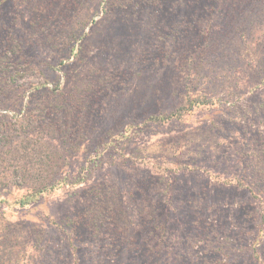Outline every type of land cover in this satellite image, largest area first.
Masks as SVG:
<instances>
[{
	"label": "rangeland",
	"instance_id": "1",
	"mask_svg": "<svg viewBox=\"0 0 264 264\" xmlns=\"http://www.w3.org/2000/svg\"><path fill=\"white\" fill-rule=\"evenodd\" d=\"M184 2L0 0V264L27 256L28 264L264 262V230L260 261L252 256L258 225L264 228V184L236 177L264 132V81L250 94L220 91L212 113L148 120L179 97L183 86L172 81L205 22ZM209 114L224 154L194 141L182 158L149 153L153 142H189L185 131L204 129ZM116 138L124 152L103 146ZM83 168L85 181L55 184ZM154 182L155 212L146 221L138 203ZM107 185L117 187L131 217L130 231L112 240L111 224L90 233L85 214ZM44 187V203L16 202ZM45 206L55 220L31 221L29 212L37 216ZM26 242L32 248L23 256Z\"/></svg>",
	"mask_w": 264,
	"mask_h": 264
},
{
	"label": "trees",
	"instance_id": "2",
	"mask_svg": "<svg viewBox=\"0 0 264 264\" xmlns=\"http://www.w3.org/2000/svg\"><path fill=\"white\" fill-rule=\"evenodd\" d=\"M98 1H101V4L105 2V0ZM183 1L174 0L175 3H183ZM184 4L196 6L197 15L204 14L205 22H202V28L198 32L192 52L181 63L180 74L172 81L173 84L183 86L181 93L170 108L160 109L149 115L148 120L155 123L171 119L180 120L197 110L206 109L205 111H207V107L212 113L216 109L218 101L222 100V97L218 96L220 91H224V96L228 94L229 97L240 93L250 94L261 81H264V76H262L264 75V62H257V65L254 62L256 56L264 55V0H185ZM72 54H75L74 46L70 48V55ZM58 87L57 89H59ZM212 117L213 114L207 115V118L211 120L204 129L197 126V128L185 131V137L189 142L186 143L184 138H181L179 142L175 139L166 142H153L147 147L149 153H157L155 155L162 156L164 159L182 158L183 150L185 151L194 141L199 142L198 148L201 150L211 149L213 153L224 154L222 146L218 145L220 141L216 140L211 130V125L214 122ZM115 140V143L104 141L103 146L109 144L113 147L111 150H115L120 145L121 151L124 152L123 145L118 143L117 138ZM94 152L96 157L101 151L96 149ZM244 157L246 166L236 173L239 183L246 185V179L252 178L256 183L264 184V132L260 133L251 144L248 155L249 162L248 158L246 159V154ZM177 161L180 166L188 167L190 165V163L183 164L180 160ZM159 165L160 163H158ZM86 179L87 174L83 168L78 174L64 175L56 179L55 184L66 181L81 183ZM46 189L44 187L25 192L17 198L16 202L20 206L32 202L40 205L45 202L44 198L47 197ZM157 190V184L154 182L153 187L149 184V187L142 191L143 195L138 203L139 207L141 206L139 215L143 216L146 221L148 219L150 221L151 212H155V204L151 199L150 192L156 193ZM249 190L254 191V187L249 186ZM117 196H119V192L115 185H107L104 191L98 189L97 200H93L85 212L90 233L97 235L100 230L103 231L107 223L113 226L116 233L108 237L111 240L113 237L126 235L130 231L131 217ZM45 209L44 213L37 216L33 215L34 211L29 212L30 220L35 222L41 217L55 220L47 212L46 206ZM263 230V225H258L257 238L252 247V256L257 261H260V252L256 244L261 240ZM108 232L110 233L111 230ZM68 235L69 246L72 251H75L78 247L73 241V236ZM14 239L13 241L16 243L21 240L16 236ZM31 248V244L26 242L21 248L22 255L25 256V250L27 252ZM27 259L28 256L24 257V260L21 258L17 264H28ZM7 262L9 260H4L1 264H9Z\"/></svg>",
	"mask_w": 264,
	"mask_h": 264
}]
</instances>
